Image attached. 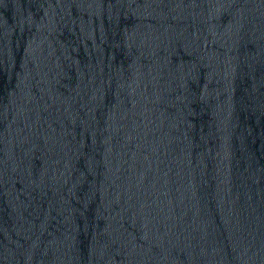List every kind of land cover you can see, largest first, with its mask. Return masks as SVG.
<instances>
[{"label":"water","instance_id":"obj_1","mask_svg":"<svg viewBox=\"0 0 264 264\" xmlns=\"http://www.w3.org/2000/svg\"><path fill=\"white\" fill-rule=\"evenodd\" d=\"M0 264H264V0H0Z\"/></svg>","mask_w":264,"mask_h":264}]
</instances>
